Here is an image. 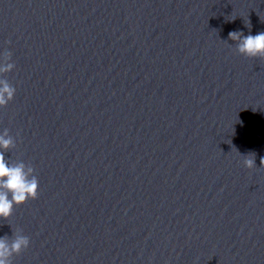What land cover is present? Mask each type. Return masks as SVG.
Returning <instances> with one entry per match:
<instances>
[{
    "label": "water",
    "instance_id": "obj_1",
    "mask_svg": "<svg viewBox=\"0 0 264 264\" xmlns=\"http://www.w3.org/2000/svg\"><path fill=\"white\" fill-rule=\"evenodd\" d=\"M230 31L264 0H0L5 156L39 181L12 264H264V58Z\"/></svg>",
    "mask_w": 264,
    "mask_h": 264
},
{
    "label": "clouds",
    "instance_id": "obj_2",
    "mask_svg": "<svg viewBox=\"0 0 264 264\" xmlns=\"http://www.w3.org/2000/svg\"><path fill=\"white\" fill-rule=\"evenodd\" d=\"M228 38L235 42V49L239 54L249 58H264V31L255 34L249 32L247 35L242 31H230ZM10 57V52L0 51V74L13 69L14 64L10 62ZM14 93L15 88L0 77V107L12 100ZM13 144L14 139L9 130H0V220L11 216L13 205L18 206L27 199H35L38 191L39 181L34 175L33 167L22 160L12 163L6 158L5 150ZM243 164L248 168L256 166L254 159H245ZM28 245L29 238L22 231L11 240L0 236V264H12L11 257Z\"/></svg>",
    "mask_w": 264,
    "mask_h": 264
}]
</instances>
